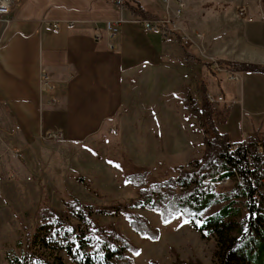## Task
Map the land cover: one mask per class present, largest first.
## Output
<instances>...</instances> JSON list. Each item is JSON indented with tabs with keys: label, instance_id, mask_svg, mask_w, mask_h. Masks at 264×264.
Here are the masks:
<instances>
[{
	"label": "rangeland",
	"instance_id": "1",
	"mask_svg": "<svg viewBox=\"0 0 264 264\" xmlns=\"http://www.w3.org/2000/svg\"><path fill=\"white\" fill-rule=\"evenodd\" d=\"M179 1L185 10L176 21L178 31L194 39L188 49L212 63L210 67L187 66L179 56L174 62L177 68L164 67L157 90L150 77L152 84L136 85L142 80L139 77L126 89L118 111L97 137L26 146L12 135L10 148L19 151L20 159L10 151L2 152L0 145V162L8 166L0 172V264L21 256L24 234L33 232L38 209H63L71 197L105 213L95 214L93 221L121 234L136 248L137 254H128L134 264H217L213 236L200 238L180 218L163 224L140 200L150 198L148 187L174 179L189 162L201 159L203 140L213 136L212 131L206 135L189 116L184 87L197 103L202 83L206 95L223 97L217 103L215 127L231 142L251 136L264 139V75L236 73L239 80L233 81L225 66L217 64L218 60L264 64V0ZM152 11L160 14L163 9L158 3ZM224 106L230 107L226 114ZM130 175L142 178V188L127 183ZM217 184L216 193L227 194L233 182ZM222 205L213 206L210 212ZM134 216L157 229L159 239L151 241L135 232L129 226Z\"/></svg>",
	"mask_w": 264,
	"mask_h": 264
},
{
	"label": "crops",
	"instance_id": "2",
	"mask_svg": "<svg viewBox=\"0 0 264 264\" xmlns=\"http://www.w3.org/2000/svg\"><path fill=\"white\" fill-rule=\"evenodd\" d=\"M172 1L168 8L162 0H129L128 7L141 6L161 19L173 11ZM158 3L163 9L160 14L152 11ZM133 18L126 5L120 12L109 0H18L11 22L1 27L2 152L16 151L10 148L12 135L26 146L48 141L45 135L51 131L61 132L63 141L71 143L97 137L139 77L142 80L136 85L152 84L153 79L157 90L164 67L177 68L174 62L179 56L185 63L176 42L165 43L159 33L131 23ZM118 20L124 21L119 33L109 39L105 23ZM98 33L100 41L95 39ZM42 69L54 85L51 94L40 91ZM52 99L54 106L49 104ZM7 168L6 161L0 162V172Z\"/></svg>",
	"mask_w": 264,
	"mask_h": 264
},
{
	"label": "trees",
	"instance_id": "3",
	"mask_svg": "<svg viewBox=\"0 0 264 264\" xmlns=\"http://www.w3.org/2000/svg\"><path fill=\"white\" fill-rule=\"evenodd\" d=\"M126 8L134 17L158 19L141 6L128 7L127 3ZM173 34L186 65H212L191 53L182 45L179 35ZM217 64L225 66V71L231 74L264 75V64L226 60H218ZM198 91L199 103L190 97L188 89L183 94L189 116L206 135L213 132L212 138H203V156L189 162L174 179L148 187L150 198L141 199L140 203L156 212L163 224L180 218L200 238L213 236L217 264H264V139H258L257 131V138L231 142L227 134L215 127L218 104L207 101L203 83ZM229 109L224 106L223 113ZM127 181L134 188H142L144 184L141 177L133 175ZM222 181L233 182L227 194L216 193L215 184ZM220 204L223 205L218 210L210 212ZM95 214L105 213L73 197L64 201L63 209L41 207L35 213L33 232L26 231L22 237L21 256L9 260V264H134L128 254H137L136 248L121 234L98 226L92 219ZM129 226L143 238L159 239L158 230L151 229L143 218L134 216ZM150 264L159 263L150 261Z\"/></svg>",
	"mask_w": 264,
	"mask_h": 264
},
{
	"label": "built area",
	"instance_id": "4",
	"mask_svg": "<svg viewBox=\"0 0 264 264\" xmlns=\"http://www.w3.org/2000/svg\"><path fill=\"white\" fill-rule=\"evenodd\" d=\"M111 4L120 12L123 11L125 8V5L129 2V0H109ZM172 0H162V4L169 8L170 3ZM18 3V0H0V44L2 41V35L4 33V27L5 25H8L12 20V11L16 4ZM184 12V5L181 1L175 0V7L172 12L168 10L165 17L161 19H155V20H143L137 17H134L130 20L131 23L136 24L138 27L142 28L145 31H152L159 33L162 40L165 43H168L169 41L176 40V36L173 33H177L179 35L180 42L183 46L188 48L187 46H190L191 40L188 36L182 34L178 31V27L176 24V21L181 18L182 14ZM242 16V13H240ZM123 20L118 21H107L105 23V32L109 39L114 38L119 33V27L120 24H122ZM1 27H3V31L1 30ZM53 29H57V25L53 24L51 25ZM96 41H100L102 39V36L98 33L95 35ZM230 80L238 81L239 77L237 74H232L230 77ZM39 86L41 93H52L54 91V85L52 81L50 80L49 75L47 72L42 69L40 71V78H39ZM207 101L211 103H222L224 101L222 96H218L217 98L212 97L210 94L206 95ZM56 101L54 99L49 101V104L51 106H54ZM45 138L48 139V141H56L60 142L64 140V136L61 132H53L51 131L47 135H45ZM13 157L15 159L22 158L21 154L18 151H15L12 153Z\"/></svg>",
	"mask_w": 264,
	"mask_h": 264
}]
</instances>
